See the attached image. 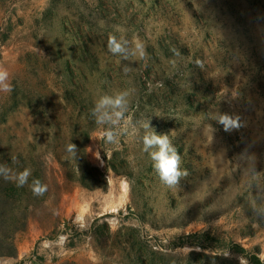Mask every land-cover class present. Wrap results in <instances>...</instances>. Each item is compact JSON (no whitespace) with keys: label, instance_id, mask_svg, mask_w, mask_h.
Returning a JSON list of instances; mask_svg holds the SVG:
<instances>
[{"label":"rangeland","instance_id":"374dc122","mask_svg":"<svg viewBox=\"0 0 264 264\" xmlns=\"http://www.w3.org/2000/svg\"><path fill=\"white\" fill-rule=\"evenodd\" d=\"M110 35L139 39L145 56L113 55ZM0 65L13 85L0 139L14 173L31 170L26 187L46 186L1 212L20 231L0 264H246L173 247L201 232L264 260V0H0ZM122 91V132L106 143L91 110ZM223 113L242 127L224 131ZM145 117L181 156L178 187L142 151Z\"/></svg>","mask_w":264,"mask_h":264},{"label":"clouds","instance_id":"9594fccd","mask_svg":"<svg viewBox=\"0 0 264 264\" xmlns=\"http://www.w3.org/2000/svg\"><path fill=\"white\" fill-rule=\"evenodd\" d=\"M116 31L123 33L124 30L117 26ZM107 48L113 55H118L125 60L132 56H145V46L139 39H121L115 35H110L107 41ZM124 70L128 71L127 65H125ZM0 91H13L11 74L2 65H0ZM128 97L129 93L127 91L113 95H103L95 102L91 110V116L102 129L106 143H116L122 132L121 124L125 121L129 107ZM215 120L223 126L226 132L242 127L241 118L238 115L217 114ZM138 130L143 131V135L140 137L143 146L142 151L149 155L153 162V169L158 174L160 181L169 188L178 187L181 179L187 176V172L181 169V156L169 135L157 134L151 127V117H145L138 121ZM78 151L74 143L69 142L66 145V152L73 157H77ZM30 175V169L14 173L7 165L0 164V178L5 181L16 182L18 186L26 184ZM45 191L46 186L39 181H33V192L35 195H43Z\"/></svg>","mask_w":264,"mask_h":264},{"label":"trees","instance_id":"16d2710c","mask_svg":"<svg viewBox=\"0 0 264 264\" xmlns=\"http://www.w3.org/2000/svg\"><path fill=\"white\" fill-rule=\"evenodd\" d=\"M13 157L14 152L11 146V138H1L0 164L7 165L10 169H12L13 172H15ZM86 163H84V169L88 172L89 176L90 173H92L93 175L96 172L98 173L96 169H91V165H86ZM91 178H93L92 175ZM93 182L94 184H102L101 180L98 179ZM83 184L84 186H86L84 182ZM33 194V189L31 190V188H27L25 184L23 186H18L16 182L5 181L3 178H0V257H16L14 234L20 231V229L14 228V221L6 226V223L8 221L5 219L1 212L5 209L14 210L17 206L15 203L18 202L19 204H21L20 201L22 200L23 195L32 196ZM186 245L191 247H199L202 250L217 251V253L223 255L229 254L233 258L244 260L246 264H264V260L260 258L259 251H257L256 249H247L240 243L225 241L221 238L215 237L208 232L194 233L182 237L173 247L180 248Z\"/></svg>","mask_w":264,"mask_h":264}]
</instances>
